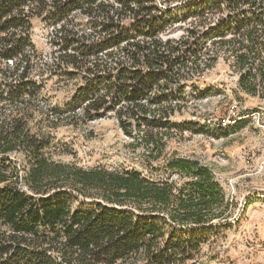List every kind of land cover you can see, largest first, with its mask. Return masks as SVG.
I'll list each match as a JSON object with an SVG mask.
<instances>
[{"label":"trees","instance_id":"16d2710c","mask_svg":"<svg viewBox=\"0 0 264 264\" xmlns=\"http://www.w3.org/2000/svg\"><path fill=\"white\" fill-rule=\"evenodd\" d=\"M33 17L54 32L51 66L79 78L47 111L84 122L113 115L157 166L51 158L50 140L28 126L42 89ZM185 21L186 35L162 37ZM209 41L232 57L241 90L264 89V0H0V264H207L198 255L234 224L231 203L208 166L164 150L172 135L201 128L173 116Z\"/></svg>","mask_w":264,"mask_h":264},{"label":"rangeland","instance_id":"374dc122","mask_svg":"<svg viewBox=\"0 0 264 264\" xmlns=\"http://www.w3.org/2000/svg\"><path fill=\"white\" fill-rule=\"evenodd\" d=\"M155 1L174 5L179 0ZM76 20L84 22L81 17ZM190 21L173 24L162 37L186 35ZM31 26L38 55L32 75L42 89L39 110L32 112L28 126L50 140L51 158L82 168H135L144 173L149 164L157 166L161 159L153 160L143 145L125 135L113 115L84 122L77 116L58 117L47 111L72 97L79 78L67 79L51 66L52 27L38 17L31 19ZM199 70L186 87V105L173 119L197 122L201 128L172 135L164 155L189 157L208 166L231 203L234 224L202 246L200 260L207 264H264V89L255 94L241 90L232 57L210 41ZM196 87L201 96L195 95ZM224 118L226 126L221 125ZM11 158L17 163L23 160L19 153Z\"/></svg>","mask_w":264,"mask_h":264},{"label":"built area","instance_id":"2783aa9c","mask_svg":"<svg viewBox=\"0 0 264 264\" xmlns=\"http://www.w3.org/2000/svg\"><path fill=\"white\" fill-rule=\"evenodd\" d=\"M226 124H227V120H226L225 118L222 119V120H221V125L226 126Z\"/></svg>","mask_w":264,"mask_h":264}]
</instances>
